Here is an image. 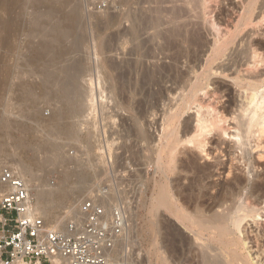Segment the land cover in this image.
I'll return each mask as SVG.
<instances>
[{"label":"rangeland","instance_id":"1","mask_svg":"<svg viewBox=\"0 0 264 264\" xmlns=\"http://www.w3.org/2000/svg\"><path fill=\"white\" fill-rule=\"evenodd\" d=\"M2 1L3 0L0 1V36L4 34L2 31L6 28L4 18L7 14L4 13H7L8 10L9 13L12 12V18L16 20L18 18L17 22L21 25L18 24L15 28V32L13 33L15 36L13 35V39L10 42L11 50L9 51L6 49L4 44L0 47V121L3 120L4 116L9 118L11 115L15 114L14 117H10V120L17 123L9 132L12 139L10 135L8 138L0 134V142L4 144L2 145L3 148L0 149V154L2 153L1 158L4 162L8 163L9 166L15 162H21L29 166L34 172L38 171L41 181H49L55 187L57 185L59 186V183L61 184L62 182L63 184L66 182L65 184L67 185L69 181L66 190L71 191L68 192L70 194V200H57L51 208L49 207L51 218L53 217L55 220L60 217L63 219V225H67L78 217L77 212L68 213L71 209V203L74 204L73 208L76 207L78 210L80 204L84 200L95 198L100 200V203L105 206L108 211L118 207L125 208L129 217L130 233L128 238L124 241V244L118 248L113 264H161V209L152 215L150 214V206L153 198L159 191L158 187L161 186V170L157 166V158L159 152L161 153L160 138L164 127V119L166 115L172 112L174 113L177 110H182L185 103L188 104V96L186 97L184 95H187L192 85H194L198 74L204 72L207 42L213 39L211 35H208L209 33H204L207 30V20L221 16L219 15V11L221 8H226V5L231 9H228L231 13L234 12L232 11L233 7H236L235 11L239 10V3H237L236 0H228V4L226 2L225 5V0H216L217 4L215 3V5L212 3L214 6L211 4L212 6L210 5L211 7H209L208 10L206 9V11L204 8V10H202L200 3L198 4L196 2L194 3L198 5L196 10H194L196 8L193 6L194 4L191 5L193 9L190 6L187 7L185 0H16V2L15 0H9L10 4L9 2L7 3V0ZM5 2L9 4V6L6 7L8 10H5L3 7V4H6ZM218 3L222 6L218 5ZM14 4H16V6ZM77 5L80 7L81 18H79L75 27H71L76 31H72L71 29V33L68 34L66 40H63L62 44L69 46L75 42L74 40L82 37V35L85 36L84 43L80 45L82 47L78 48L79 50H76V53L74 51V53L70 55L69 61L74 63L79 60L81 64L85 63L84 68H87L85 69L87 74L84 75V80L85 77H87L85 81H82V86L86 92L90 90V87L93 88V90L95 89V104L91 109L92 111L90 110V112H88V117L86 116V118L82 119L84 125L80 129L81 132H79L80 140L82 139V143L84 144L83 146L77 144L76 140L72 138L73 132H71L72 134L70 135L67 134L70 137L61 132L52 133L51 126L53 127L54 123L51 119L55 111L53 110L54 107L52 108L53 102L49 101L50 92L45 91V78L53 71L49 66L54 63L53 60L56 62L61 60L60 57L58 58V54L62 44L57 43L56 45L55 38H53L55 35H47L53 32V29H51L53 25H51V23L56 20L54 23L57 24V27L61 24V29H68V26H66L68 23L66 22L69 20V10L70 12L73 11L75 7H78ZM10 6L14 11L10 10L11 8L9 9ZM216 6H219V8ZM165 7L167 12L165 11ZM174 7L177 10L181 8L182 12L180 9L179 12L185 20L182 19V22L180 21L179 24L171 25L167 22L170 20L171 16H181ZM188 8H190V11ZM184 9L186 10L184 11ZM50 10L54 13H51ZM186 11L190 12V14L185 13ZM13 12H15L16 15ZM66 12L68 16H66ZM213 12H215V14ZM168 13H175L176 15L174 14L175 16H173V14ZM14 15L15 17H13ZM144 15L150 18L149 21L155 22L158 20L159 23H140V19L137 20V18H141ZM162 15L165 17H161ZM53 16L57 18L55 19ZM64 17L67 18H65L67 21L64 20ZM58 18H60L62 23H58L60 22ZM62 18L64 21L61 20ZM186 19H188V22ZM20 21L22 23H20ZM3 22L5 23L4 26ZM110 22L112 23L110 24ZM43 23H46V25ZM47 23L50 24L48 25ZM106 23L109 24L107 25ZM105 24L107 28H105ZM178 25H186L183 28V35L186 34V36L183 37H189L192 32H196L199 29L201 31L204 30L202 32V34H204V43L202 42L204 46L202 45L203 47L200 50L194 51L187 43H183V41L179 39L180 37L173 33H177L175 26L178 27ZM2 26L4 27L3 29ZM46 26L51 27L47 29ZM184 29H187V31ZM190 31L192 32L190 33ZM42 34H44V36H42ZM161 34L163 36H161ZM158 35L160 36L157 37ZM49 36L53 38V40L51 39V43V37ZM173 37H175V39L178 38L181 44L178 41L177 43L173 41ZM44 41L45 43H43ZM46 41H48L50 45L48 42L46 43ZM65 41H67V43ZM13 44L16 48L13 47ZM45 44L51 46L49 48L51 49L50 51L47 49L45 52ZM54 46L55 49L53 48ZM102 46H105V49L102 48ZM12 48H15V50L19 49L15 51ZM4 51L11 53L5 54ZM7 55H9V57ZM54 56H56V58ZM4 58H6V60ZM63 59L66 60L67 58ZM174 59H177L178 62ZM172 65H174V67L176 65L175 71L170 75L164 74L165 78L162 82L161 75H158L156 79L158 81L157 83L145 82V90L135 94L134 99H132L133 97L130 94V99L128 96L129 93H127L130 87L129 85H134L136 81L141 80L143 73L159 72L166 67H172ZM7 67L11 68V73L13 74H11L12 76L10 78L5 72ZM131 67L136 68L134 69ZM49 69L51 71L47 72ZM132 70L135 71V74ZM129 71L130 74H128ZM137 78L139 79L137 80ZM201 81L206 85V76H203ZM212 81V83H217L221 87H227V89H229L227 93L229 97H226L223 103L226 104L227 107L230 106L229 110L232 108L234 109L238 104V100H236V93H234V89L231 86L232 82L230 80L226 81L223 77L216 78L215 80L212 79ZM15 83H17L16 85L23 84V86L18 90ZM88 85L90 87H88ZM125 88L127 90H125ZM138 88H140V86ZM210 89H212V85H210ZM31 91L32 93H30ZM205 91L206 89L201 91L199 95L203 97ZM24 93L25 96L27 95L28 97L23 96ZM87 94L89 95L88 92ZM123 94L124 96H122ZM16 97L21 98V101H18ZM127 98L130 99L129 103L127 102ZM228 98H233L232 102L229 101L230 103H228ZM6 101L8 103H6ZM14 103L16 104L14 105ZM9 104L11 106H9ZM127 104L133 105L134 113L128 108L131 106ZM5 105H7L9 110ZM188 107L189 109H187L183 117L179 119L182 121L178 120L179 124H177V127H179V131L182 130L181 134L183 133V129L186 131L185 128L188 130L190 127L196 125V120L194 119L196 118V110H198L197 106L196 104H190ZM4 108H6V110ZM7 110L10 115L7 114ZM140 113H144L142 118L144 120L142 122L151 137L150 141L144 142L139 139L136 121L140 118ZM20 121L21 123L19 124L18 122ZM190 121H195V124ZM204 136V139L209 142L206 148L207 153L212 156L207 159L206 153L201 155V159L199 157V163L212 164L214 160L211 159H213V157H217L220 162L228 163V158L225 157L223 159L220 151L230 150L233 144L229 142V137H226L228 141L224 143L225 141L222 140V138L214 137L213 133H205ZM255 140L256 139H252L250 141L251 143H248L245 149L248 153L246 158V160H248V166L245 169L247 172L251 171V175H246V178L250 180V184L255 180V175L260 173V170H253L254 166L264 169V142L259 148H256L257 143ZM52 143H54V145L56 144L55 146L61 149L51 148L50 145H53ZM50 150H54L52 151V155L59 157V162L57 161L51 165L45 163L47 157L51 155L49 153ZM64 160L67 162L71 161L72 164L70 162L66 163ZM76 162L91 164V167L88 166L84 168V176H86L85 181H81L77 176L69 180L66 178V174L70 171L69 169L72 170ZM244 167L245 165L243 164V168ZM221 173L222 176L219 175L220 172L216 173L217 176L214 180L217 183L226 181L227 173L224 174V171H221ZM31 188H34V185ZM33 193L34 192H32V194ZM216 194L217 193L214 195ZM36 203L37 201L34 198V205H36ZM262 207H264V204ZM38 215L41 216L40 214ZM42 218L47 228L54 229V220L44 216H42ZM0 219L2 218L0 217ZM151 223L155 224L153 230ZM177 226L184 231V227L180 224L177 223ZM249 229L250 231L252 230L251 227H249ZM0 236H2L1 231ZM250 246L251 245H248V247ZM256 252L257 250L253 249V257H256ZM169 259L171 264H177L173 250H170ZM254 261L256 262V260Z\"/></svg>","mask_w":264,"mask_h":264},{"label":"bare ground","instance_id":"2","mask_svg":"<svg viewBox=\"0 0 264 264\" xmlns=\"http://www.w3.org/2000/svg\"><path fill=\"white\" fill-rule=\"evenodd\" d=\"M227 1L228 0H225V5ZM8 2L10 4L9 0H7V3ZM195 2L198 4L200 3L202 10H208L209 7L213 5L212 3L217 4L216 0H185V4L187 5V7H192L191 5H193ZM236 2L240 5L239 10L235 11L236 7H233L232 11L234 12L231 13V11L228 10L230 8H228L226 5V8H221V10L219 11V15L221 16L207 20V30L204 33H209L208 35H211L213 39L210 42L206 41L207 55L204 72L198 74L195 79L194 85H192L187 95H184L186 97L188 96V104L185 103L182 107V110H177L174 113L170 112L171 114L166 115L164 119V127L162 129L160 138L161 153L159 152L157 158V166L161 170V186L158 187L159 191L157 195H155V197L153 198L150 206V214L152 215L161 209V264H171V261L169 259L170 250L174 251L177 264H264V207H262V205L264 204V169L254 166L253 170H260V173H257L255 175V180L251 184L250 180L246 178V175H251V171L247 172L245 169L248 166V160H246L248 153L247 150H245L248 143H251L250 141L252 139H256V148H259L264 142V0H236ZM7 3L3 4L5 10L7 9L6 7L9 6V4ZM16 4L14 5L16 6ZM221 4L218 3V5ZM193 6L196 7L194 9L196 10L198 5L194 4ZM10 8L11 6L9 7V9ZM217 8H219V6ZM12 9L13 8H11L10 10ZM179 9L181 11V8H178V10L175 8V10H177L178 12ZM189 9L190 8H188V10ZM185 10L186 9H184V11ZM8 11L7 13H4L7 14V16L5 15V18L3 17L4 22L6 23L5 24L3 22V26L5 24L6 28L4 29V31H2L4 32V34L0 36V47L3 46L2 44H4L5 48L10 51V42L13 39V33L15 32V28L18 26L19 22H17L18 18L17 20L12 18V12L9 13ZM15 12L13 13L15 14ZM215 12L213 13L215 14ZM185 13L190 14V12L187 11ZM65 14H67V12ZM68 14L70 16L68 17V22H66L68 23V25H66L68 26V29L66 28L67 30L64 28L61 29V24H59V27H57V24L54 23L56 20L52 23L50 22L51 25H53V28H51L53 29V32H47V35H55L53 38H55L54 40L56 45L57 43L62 44L63 40H66L68 34L71 33V27H75L77 25L79 18H81L80 7H75V9L71 12L69 10ZM68 14L66 16H68ZM168 14H173V16L176 15L175 13ZM15 15L13 17H15ZM179 15H181L180 12ZM161 17L164 18L165 16L162 15ZM54 18L56 19L57 17ZM60 18H58L59 21ZM65 18L66 17H64V20L67 19ZM182 19H184L182 15L179 17L176 15L175 17L171 16L170 20L167 19L168 21H165L173 25L179 24ZM61 20H63V18ZM137 20L141 21L140 23L142 24H146L149 22L154 24L159 23L158 20L155 22L149 21L150 18L145 15L141 18H137ZM187 20L188 19H186V21ZM20 23L22 22L20 21ZM50 23L47 24L49 25ZM58 23L62 22L60 21ZM111 23L112 22H110V24ZM43 24L46 25V23ZM106 24L108 25L109 23ZM107 25L105 28H107ZM3 26L2 29L4 28ZM185 26H175L176 28H174L175 30H177V33L175 34V32H173L174 35L180 37L179 39L182 40L183 43H187L189 47L193 48L194 51L200 50L204 46V44H202V42L204 43V34H202L204 30L202 29L203 31H201L199 29L196 32L190 31V33L192 32L191 36L183 37L186 36V34L183 35V28ZM48 27L51 26H46L47 29ZM72 31L76 30L72 29ZM185 31H187V29ZM42 36H44V34H42ZM52 36H49L51 37L50 43L51 39L53 40ZM159 36L160 35H158L157 37ZM161 36L163 35L161 34ZM84 39L85 36L82 35V37H79L77 40H74L75 42L69 46L64 44H62V46L59 45L61 46V48L59 51L60 55L58 54V58L60 57L61 60L58 61L57 59L58 62L53 60L54 63L52 61L53 64L49 67L53 69V71L49 69V71L47 72L51 71V73L45 78V91L50 92L49 101L53 102L52 108L54 107L53 110L55 111V113L53 112L54 114L52 113V119L50 118L54 123L53 127L51 126L52 133L61 132L62 134L65 133L66 135H70L72 134L71 132H73L74 134H72V138L75 139L76 143L81 146L84 145L82 143V139L80 140L79 137V132H81L80 129L84 125L82 119L86 118L88 112H90V110L95 104V89L93 90V88L88 85L91 90V95L90 90L87 91L90 95L89 96L82 86L84 75L87 74L85 72V69L87 68H84L85 63L81 64V61L79 62V60L78 62L73 61L74 63H72V61H69L70 55H72L74 51L76 53V50H79L78 48L82 47L80 45L84 43ZM174 39L175 37H173V41H176L177 43L178 38H176L177 40ZM47 42L48 41H46V43ZM65 42L67 43V41ZM43 43H45V41ZM49 45L45 44L44 48L46 50L42 47L41 48L44 49L46 52L47 49L51 47ZM13 47H15V45ZM104 47L102 46V48ZM15 48L12 49L15 50ZM53 48L55 49V46ZM18 49H16L15 51H18ZM50 50L51 49H49L48 51ZM6 53L9 54L11 52H5V54ZM7 56L9 57V55ZM56 56L54 57L56 58ZM63 58L67 59L64 60ZM4 59L6 60V58ZM174 60L178 62L177 59ZM175 67L174 65H172V67H166L164 69H161V71L159 72L154 71L155 73H143V77L141 80H134L136 81V83L134 82V85L127 84L130 86H127L129 87L127 91V93H129L128 96L131 94L133 97L132 99H134L135 94L143 92L145 90V82L157 83L158 81L156 79L158 75H161L162 82L165 78L164 74L170 75L172 72L175 71ZM130 71L128 74H130ZM132 71L135 74V71ZM5 72L9 78L13 75L11 73L12 71L10 67H7L5 69ZM131 74L133 75L132 72ZM203 76H206V85H204L201 81V78ZM219 77H223L226 81L230 80L232 82L231 86L234 89V93H236V100H238V104L234 107V109L232 108L231 110H229L230 106L227 107L226 104L223 103L224 99H226V97H229L227 95L229 89H227V87H221L217 83H212V79L215 80ZM138 79L139 78H137V80ZM16 84L17 83H15V85ZM210 85H212V89H210ZM16 86V88H18L19 90L23 86V84H19ZM139 86L140 88H138ZM126 88L125 90H127ZM205 89V95L201 97L199 93L201 91H204ZM25 93L23 94V96H25ZM30 93H32V91ZM122 96H124V94ZM16 98H18V101H21V98ZM130 99L126 101L129 103ZM232 100L233 98H228V103L232 102ZM6 103L8 102L6 101ZM10 104L9 106H11ZM15 104L16 103H14V105ZM190 104H196L198 109L196 110V118L194 119L196 120V125L190 128L188 127V130L185 128L187 126H185L184 128L186 131H184L183 129V133L181 134L182 130L179 131V127H177V124H179L178 120L183 117L184 112L189 109L188 106ZM5 106L7 108V105ZM129 106L131 107L128 108L131 109V111L134 113L133 105ZM6 108L4 109L6 110ZM149 109L152 110L151 108ZM7 114L10 115L9 111ZM14 115L15 114L11 116L14 117ZM139 116L140 118L136 121L137 131L140 137L139 139L144 142L150 141L151 137L149 136L148 130H146L145 125L142 122L144 120L142 119L144 113H140ZM10 117L8 118L4 116L5 119L3 118V120L0 121V134H2L3 136L8 137L10 135L9 132L17 124L15 121L13 122L12 120H10ZM190 122H194L195 124V121ZM18 123L20 124L21 121ZM205 133H213L214 137H219L220 139L222 138V140L225 141L224 143L228 141L226 137H229V142L233 144L230 147V150H225L223 152L220 151L223 159L225 157L228 158V163L220 162L217 157H213V159H211L214 160L212 164H201V162L199 163V157L201 155L206 153L207 159L212 156L211 154L207 153L206 150L207 146L209 145V142L208 140L206 141V139H204ZM52 144L53 145H50L51 148H60L56 147V144ZM2 145L4 144L0 142V149L3 148ZM52 151L54 150H50L49 153L51 155L47 157V160L45 161V163L50 165L54 164L57 161L59 162V157H55L54 155H52ZM1 154L0 177L5 168H11L12 170H14V172L17 173L18 176L23 179L30 191L35 193H33V197L36 199L37 203L33 206L34 213L37 215L40 214L41 217L44 216L46 218L54 220L53 217L51 218V213L49 209L57 202V200H70V194L68 192L71 191L66 190L67 185H69V181L67 182V185L65 184L66 182L64 184L62 182L61 184L59 183V186L57 185L55 187L49 181H41V178L38 175V171L34 172L33 169L21 162H15L11 166H9L8 163L3 161V159L1 158ZM64 162L71 163V161L67 162L65 160ZM243 164L245 165L244 168ZM73 166L74 168L72 170L69 169V173L66 172L67 180L77 176L80 178L81 181H85L86 176H84V168L88 166L91 167V164H83L82 162H76ZM221 171H224V174L227 173V178L225 182L217 183L214 179L217 176L216 173L220 172L219 175L222 174ZM32 184L34 185V188H31L33 186ZM7 191H9L7 186L2 185L0 182V196ZM215 193L217 194L214 195ZM71 204V209L68 213H78L77 208H73L74 204ZM62 221L63 219H61L60 217L56 218L53 221L55 223L53 230H60L62 228H65L66 225H63ZM177 223L184 227V231L177 226ZM151 224L153 230L155 224ZM249 227H251V231ZM2 236H0V239L2 238ZM248 245L251 246L248 247ZM253 249L257 250V252L255 253L256 257H253ZM254 260H256V262ZM0 264L4 263L0 262ZM52 264L66 263L61 259H54L52 261Z\"/></svg>","mask_w":264,"mask_h":264},{"label":"built area","instance_id":"3","mask_svg":"<svg viewBox=\"0 0 264 264\" xmlns=\"http://www.w3.org/2000/svg\"><path fill=\"white\" fill-rule=\"evenodd\" d=\"M1 41V38H0ZM0 182L9 191L0 196V262L4 264H113L130 233L125 208L108 211L100 200H84L78 217L60 230L47 228L34 213V197L23 179L5 168Z\"/></svg>","mask_w":264,"mask_h":264}]
</instances>
